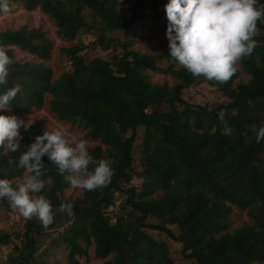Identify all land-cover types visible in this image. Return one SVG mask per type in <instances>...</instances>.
I'll return each instance as SVG.
<instances>
[{
    "label": "trees",
    "instance_id": "obj_1",
    "mask_svg": "<svg viewBox=\"0 0 264 264\" xmlns=\"http://www.w3.org/2000/svg\"><path fill=\"white\" fill-rule=\"evenodd\" d=\"M166 1L136 0L133 12L126 16L118 10V0H7L8 8L13 3L30 11L39 8L55 20L59 36L68 41L95 28L87 22L85 10L111 32L128 33L148 17L149 9L161 18L158 8ZM258 4L264 5V0ZM166 25L151 30L165 31ZM256 27L252 52L239 60L250 80L236 88L237 70L229 81L219 83L193 77L182 66L175 69L177 63L169 52L140 54L127 45L111 60H87L89 46L84 43L63 49L72 70L54 80L52 70L45 66L53 43L41 28L0 32V46L13 61L0 92L14 86L19 89L10 110L26 115L41 109L46 96L51 95V113L59 121L85 130L86 138L99 141L89 153L96 160L110 161L113 169L107 185L83 190L82 196L73 200L65 196L69 174L59 173L57 166L42 156L44 188L35 195L49 200L53 220L44 227L35 217L24 218L21 232L1 235L0 252L10 247L4 263L44 264L38 255L41 240L57 226L66 229L61 238L69 264H80L78 257L87 256L91 244L103 264H176L168 245L150 236L148 230L182 244L185 258L196 264H264V138L257 143L252 130L264 127V16ZM97 42L106 49L116 44L115 39L103 37ZM16 47L40 62H18ZM163 61L169 67L162 68ZM147 71L171 74L178 84H152ZM197 84L218 88L229 104L215 109L188 104L183 93ZM152 103L157 108L151 109ZM165 103L167 110L161 109ZM218 111L224 114L223 124L217 119ZM224 125L231 128L229 135L223 134ZM142 128L143 170L136 172L134 149ZM43 132L41 123L36 122L26 131L20 129L17 151L0 149V178L14 185L13 180L24 174V169L17 167L19 155ZM136 176L143 179L141 190L131 186ZM156 190H162L163 195L152 197ZM119 195H126L123 207L127 214H120L111 224L105 212ZM62 203H71V215L60 210ZM6 206L15 212L8 202ZM232 206L249 211L253 229L242 228L217 238L228 227ZM150 217L159 218L160 224L147 223ZM170 226H176L178 234Z\"/></svg>",
    "mask_w": 264,
    "mask_h": 264
},
{
    "label": "clouds",
    "instance_id": "obj_2",
    "mask_svg": "<svg viewBox=\"0 0 264 264\" xmlns=\"http://www.w3.org/2000/svg\"><path fill=\"white\" fill-rule=\"evenodd\" d=\"M8 10L7 0H0V12ZM164 11L170 59L193 77L225 83L236 72V62L252 52L256 43L252 37L257 32V20L264 16V5L258 4V0H167ZM12 63L6 49L0 46V85L7 83ZM18 91L14 86L0 92V149L10 152L21 147L20 129L26 131L31 125L26 119L4 114V110L10 111V102ZM223 115L222 111L217 112L222 124ZM252 130L259 143L264 138V127ZM222 131L229 135L232 130L224 125ZM42 156L56 165L59 173L67 172L74 188H101L113 175L110 161L94 159L84 140L67 139L59 129L35 136L18 157L17 167L25 173L22 179L13 185L9 179L0 178V200H6L10 208L26 219L37 218L44 227L52 222L54 212L47 198L35 195L44 188L40 178ZM60 210L71 215V203H62Z\"/></svg>",
    "mask_w": 264,
    "mask_h": 264
},
{
    "label": "rangeland",
    "instance_id": "obj_3",
    "mask_svg": "<svg viewBox=\"0 0 264 264\" xmlns=\"http://www.w3.org/2000/svg\"><path fill=\"white\" fill-rule=\"evenodd\" d=\"M64 1V0H62ZM136 0H118V10L124 15H130L134 10V4ZM164 2L159 6L158 12L161 14V18L154 16L153 10L149 9L148 17L141 23L133 25L128 33L124 32H111L105 25L97 21L92 17V12L85 10L84 16L89 24H94L95 28L91 31H82L78 34L75 40L68 41L62 39L58 34V27L55 20L50 16L44 14L39 8L35 10H27L20 3H13L7 12H0V32L7 30H18L22 27L28 29L41 28L48 38L53 43V50L50 60L45 62V66L50 68L53 72V79L57 80L64 72L71 71V65L68 58L63 53L64 48H71L77 46L79 43H84L89 46V52L87 60H91L96 57H101L106 60H111L114 55L123 52L122 46L127 45L130 50L136 51L140 54L147 55H159L166 54L168 52V43L165 38V31L160 28L152 31L151 28L155 26L160 27V24L167 23L166 15L164 11ZM99 37L104 39H115L114 44L110 49L104 48L97 42ZM15 59L20 63L25 62H40L38 58L23 51L19 48H14ZM167 61L160 63L162 68L169 67ZM179 64L175 65V69H179ZM236 70L239 72V78L235 81L234 88L242 82L247 83L250 80V76L243 71L242 65L239 61L236 62ZM148 80L152 84H167L169 87H173L178 84V80L171 74H163L160 72H146ZM183 99L190 105L203 106L208 109H215L224 107L229 104L230 100L218 89L210 87L206 84H197L187 89L183 93ZM51 95H47L45 99V105L41 109L32 110L26 115H16L11 110H4L5 115H15L18 118L26 119L28 123L34 124L36 122L41 123L44 131H52L53 129H59L65 132L66 138L71 139L75 137L77 140H84L86 142L87 150L100 145L99 141H93L86 138V131L71 125L67 122H61L57 117L51 113L49 109ZM185 105L180 106L181 109H185ZM157 108L154 103L151 104V109ZM164 108V109H163ZM167 104H163L161 109L167 110ZM145 130L142 128L139 130V136L134 149V160L136 172H142V150L144 142ZM25 174V173H24ZM23 174V175H24ZM22 175V176H23ZM17 178L14 181V185L21 179ZM143 179L136 176L131 184L137 190H141ZM83 189L74 188L69 186L65 191L66 198L73 200L82 196ZM163 195L162 190H156L152 197H161ZM212 198V195H208ZM126 195H119L115 197L114 206L109 207L105 215L111 224L116 223L117 216L127 212L124 209V201ZM6 200H0V236L3 234H13L21 232L24 229L25 220L18 211L10 212L6 206ZM124 206V207H123ZM126 208V207H125ZM248 210H242L237 206H232V211L228 216L227 229L216 235L219 238L221 235L232 234L233 232L248 228L253 229L254 219L248 213ZM149 224H160V219L156 217H150L147 221ZM171 230L175 234H178L179 230L176 226H170ZM66 229L63 227H55L45 233L40 243L39 257L43 260L44 264H69L68 263V249L65 243H63L61 235L65 233ZM147 233L156 240L165 242L170 250L171 259L176 264H196L194 260L186 259L183 254V245L172 240L164 233L158 231L148 230ZM83 247H87L85 242L81 241ZM95 247L93 244L87 248V256L78 257L80 264H103V260H99L95 257ZM10 252V247L2 248L0 252V264H5L6 257ZM109 260V259H108Z\"/></svg>",
    "mask_w": 264,
    "mask_h": 264
}]
</instances>
